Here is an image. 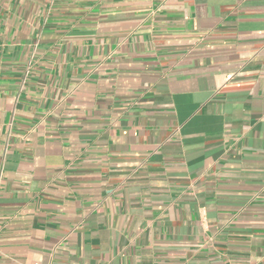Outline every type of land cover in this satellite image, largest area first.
Segmentation results:
<instances>
[{
	"label": "crops",
	"instance_id": "crops-1",
	"mask_svg": "<svg viewBox=\"0 0 264 264\" xmlns=\"http://www.w3.org/2000/svg\"><path fill=\"white\" fill-rule=\"evenodd\" d=\"M0 264H264V0H0Z\"/></svg>",
	"mask_w": 264,
	"mask_h": 264
}]
</instances>
